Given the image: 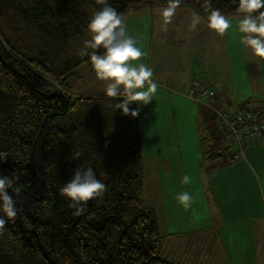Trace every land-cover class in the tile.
<instances>
[{
  "label": "trees",
  "instance_id": "1",
  "mask_svg": "<svg viewBox=\"0 0 264 264\" xmlns=\"http://www.w3.org/2000/svg\"><path fill=\"white\" fill-rule=\"evenodd\" d=\"M122 18L132 8L169 0H108ZM227 17L239 0H211ZM207 20L205 0H179ZM97 0H0V175L17 215L0 228V264H179L159 255L163 235L143 201L139 116L116 110L105 93L72 97L56 81L74 76L89 57ZM260 11H264L261 9ZM210 88V87H209ZM122 99V98H121ZM137 111L136 102L129 105ZM78 154V155H77ZM91 166L105 191L79 215L59 189L76 167Z\"/></svg>",
  "mask_w": 264,
  "mask_h": 264
},
{
  "label": "rangeland",
  "instance_id": "2",
  "mask_svg": "<svg viewBox=\"0 0 264 264\" xmlns=\"http://www.w3.org/2000/svg\"><path fill=\"white\" fill-rule=\"evenodd\" d=\"M134 9L137 8L130 9L123 17V22L127 26L129 35L137 39V46L141 47L142 51L147 53L145 57L141 58L140 62L145 63L148 67L153 66L155 62L151 54L152 51H150L152 46L148 44L147 48V37L137 31L139 29H145L146 31L149 29L151 22L148 21V18H145V16H142L140 20L141 16L135 14L130 15L129 13L134 11ZM141 9L142 10H139L138 8L136 13L145 11L143 8ZM145 13L150 14V11L147 10ZM154 13L155 10L152 14L155 29L158 28V26H160V28L167 26L164 22V18L160 17L157 19ZM199 15L201 16V14ZM241 17V13L231 14L230 17H226L230 21L231 27L222 35L205 27L206 24L202 22V24L199 25L202 29L201 34L200 36H196V41L193 45L195 50L193 52L187 50L185 52V58H180L179 53H183L184 51V48L181 47L175 54V57H177L176 60L174 59L175 57H173V59L177 62H189L191 58L196 55V60L193 59L195 66H203V64L206 63L207 66L210 65L212 67L217 63L218 67L220 66L219 72H214V75L219 79L220 77L226 79V75H228L236 82L232 83L237 85L238 89L245 90L244 92L249 89L252 90L253 88L260 90V92H264V71L261 70V65L258 61L250 60L251 57L249 54L252 53V58H254L253 52L251 51L248 53V51H245L246 49L243 48L245 45L241 43L242 34L239 33L237 29V24ZM177 21V23H180V27L189 26L188 18ZM203 21L206 20L203 19ZM199 26L197 28H199ZM210 42L212 43V48L218 45V53L210 49L208 45ZM199 43L200 49L197 48ZM227 48H229L232 53L227 52ZM166 57L167 55L164 54L159 58L158 62L160 63L162 59L164 63H167L168 60L166 61V59H164ZM216 59L217 61H215ZM226 60L228 69L222 70L221 66L226 63ZM252 67H255L256 71L253 70L252 72ZM156 68L160 70V68ZM153 70L154 68L152 69V80L158 87L156 93L152 97V101L147 105H141L139 102L136 103L142 139V157L144 165L143 194L145 201L153 204L156 208L154 209L157 214L159 229L162 233L165 231L164 228L168 230L184 226L189 221V216L191 215L189 210H186L185 213H181V210L178 208V200L174 198L173 201L172 197H170L174 189L168 188V190H166L163 185L162 176L165 175H162V173L164 171L170 174L181 173V171L171 164L170 167H165L164 159L166 158L167 160L168 155H170L173 158V162L178 163V161L181 160L185 168V174L191 177V175L194 176L197 172L210 173L216 169L207 162L208 158L210 159L209 161L215 159L214 155H216V149L214 142L208 135V129L206 127L208 122L203 118L201 113L197 112V107L192 105V109L188 110V106H185L183 110L181 101L174 98L171 92L172 86L175 88V85L162 75H157ZM56 83V86L60 90L67 91L72 97L101 94L105 93L106 89V82L96 77L93 68H91L88 63L80 65L74 76H70L66 81L58 80ZM234 91L236 92L235 89ZM233 93L234 92H232V95ZM207 99V96H203L200 101L205 103L208 101ZM243 149H245V147ZM241 152V149L235 146H229L227 148L228 154ZM259 155L260 154L255 155L251 161L250 168L249 189L247 192L248 207L246 209L248 213L247 221L249 230L244 229V232L248 233L249 231L251 243L248 252H245V258L242 257L243 259H239L238 262L237 259L233 257L235 255L230 253L229 250L231 248L228 249V246L225 245V241L230 234L229 230H225V240L222 238L225 234L224 232L221 234L216 232L221 223L219 218L211 219L210 224H208V226H211L210 228L215 230L216 235L218 233L216 245L221 249H216V256L210 253L211 245L207 246L210 251L207 249L204 250V252L202 251V258L197 255L195 259L193 257L186 258L182 255L183 253L177 254V256L174 257V255L171 254L172 250L168 251L162 249L160 245L159 255L161 257H165L179 264H264V229L261 227V221L264 219V171L260 170L254 162V159H257ZM217 159L218 161H223L224 157L220 155L217 156ZM225 161L227 163V160ZM230 163L231 162L228 161V164ZM177 182L180 183L181 180ZM200 189L201 192L197 193L198 196L194 197L193 191H191L193 195L190 194L193 197L192 204L195 203L196 200H199L198 205H200V210L210 209L211 211V205L213 207L218 205L222 209H225L224 215L228 217V219L234 215H238V203L230 199L232 195L231 188L224 186L222 192L215 194V200H212V202L209 200V192L204 187H200ZM165 193L167 195H165ZM227 200L230 202L228 203ZM197 214L198 212L195 211L193 215L195 216ZM233 225L234 227H232L231 231H238L235 230V222ZM213 234L214 232L211 236H213ZM243 239L245 244V238ZM205 254H211V256L205 257ZM247 257L249 258L247 259Z\"/></svg>",
  "mask_w": 264,
  "mask_h": 264
},
{
  "label": "crops",
  "instance_id": "3",
  "mask_svg": "<svg viewBox=\"0 0 264 264\" xmlns=\"http://www.w3.org/2000/svg\"><path fill=\"white\" fill-rule=\"evenodd\" d=\"M167 7L168 6L138 7L139 10H142L141 8H143L145 11L149 10L150 14L145 13V11H139L138 13H136V10L138 8L134 9V11L129 14L141 16L140 20L142 19V16H145V18H148V21L151 22L149 29H147L146 31L145 29L137 30L142 35H145V37H147V48L148 44H151L152 46L150 48V51H152L151 54L155 63L153 64V66L149 67H151L152 69L154 68L153 71L157 75H162L163 77L169 79L170 82L175 85V88H173V86L171 85V92L174 95V98L181 101L183 110L185 109V106H188V110L192 109V105L194 107L196 106L197 112L201 113L203 118L208 122V125H206V127L208 129L209 137L214 142L216 155H214L215 159L209 161L210 159L208 158L207 162L210 163V166H213V168L216 169L214 171H211L210 173L207 172L208 174L197 172V174H195L194 176L191 175L190 185L182 184L181 182L179 183L177 181L182 180V177L185 175L183 162L181 160L178 161V163L173 162L172 156L168 155L167 160L166 158L164 159L165 167L168 168L171 164L176 169L181 171V173L170 174L164 171L162 173V175H165L162 176L163 185L166 190H168V188L174 189L175 192L173 191V193L170 195L173 201L179 193L185 191L189 192L191 195H193L191 192L193 191V196L196 197L198 196L197 193L201 192L200 187H204L209 192V200L211 202L212 200H215V194H217L218 192H222V188L226 186L231 188L232 195L230 199H233L236 203H238L239 210L238 215H234L233 217L228 219V217L224 215L225 209H222L218 205L215 207L211 205L210 211V209L200 210V205H198L199 200H196L195 203L191 204V207H189L188 209H185L182 205L179 204L178 208L181 210V213H185L186 210H189V212H191L189 221L182 227L180 226L178 228H171L172 230H167L166 228H164L165 231L161 233L163 237L160 245L162 246V249L168 251L172 250L171 254L174 255V257H176L177 254L179 255L183 253L182 255L184 257H193L194 259L197 255L202 258V251L204 252V250L206 249L210 251L207 246L211 245L210 253L215 254L216 256V249H221L216 245L218 240V233H225V230H229L230 234L228 233L229 235L227 237V240L225 241V245L228 246V249L231 248L229 250L230 253L232 255H235L233 256L234 259H237V261L239 262V259H243L242 257L245 258V254L248 252L249 245L251 243L249 231L248 233L244 232V229L249 230L247 221L248 213L246 209L248 207L247 192L249 189L251 161L256 154H260L257 159H254V162L260 170L264 171V157H262L264 156V143L253 141L247 142V144L245 145V149L243 150V156H239L234 162L228 164V155L230 154L227 153V148L229 146H232V144L226 142L223 131L218 126L212 113L208 111L204 104L199 103L190 95V90L195 81H201L207 87L215 90V101L218 105L227 107L229 106L233 109L238 110L246 109L249 107H255L264 110V92H260V90H256L255 88H253L252 90L249 89L248 91L244 92L245 90L238 89V86L233 84L236 82L228 75H226V79H222L221 77L219 79L216 75H214V72H219L220 66L218 67L217 63L212 67L210 65L207 66L206 63H204L203 66H195L193 59H195L196 55L193 56L189 62L175 61L177 58L175 57V54L181 47L184 48V51L183 53H179L180 58H185V52L187 50H190L191 52L195 50V48H193L194 42L196 41L195 38L196 36H200L202 29L200 28V26L195 30L190 29V19H192V14L194 12L196 13L197 11L187 6H177L174 15L171 18V22L167 23V26H164L162 28L158 26V28L155 29L154 18L152 15L153 11L155 10L154 14H156L157 19L160 17L163 18L162 12ZM227 17H230V15ZM185 18L189 19V26L180 27V23H177V20L182 21L183 19L185 20ZM203 19L202 22H204V24H206L205 27H207V20L203 21ZM211 42L208 44L210 49H213L214 52L218 53V45H215L212 48ZM197 48L200 49V43ZM243 48H245V51H248V53L252 51L249 48ZM227 52L232 53L229 48H227ZM164 54L167 55V57L164 59H166V61L168 60V62L164 63L161 59L159 63V58ZM249 55L251 57H249L250 60L258 61V63L261 65V70L264 71V58H259L255 55L254 58H252V53ZM173 57H175V60L173 59ZM227 60L226 63L221 66L222 70L228 69ZM215 61H217V59ZM156 67L160 68V70ZM253 70L256 71L255 67H252V72ZM234 89L236 90V92L234 91ZM231 91L234 92L233 95ZM220 155L224 157L223 161H218L217 156ZM225 160H227V163ZM165 195L167 194L165 193ZM142 197L145 205L155 208L153 204L145 201L144 194L142 195ZM227 202L229 203L230 201L227 200ZM195 211H197L198 214L194 216L193 214L195 213ZM214 218H219V221H221V223L219 224V228L216 231L218 232L217 235L215 233V230L210 228L211 226H208V224H210L211 222V219ZM234 222L236 227L235 230L238 231H231L232 227H234ZM261 227L262 229H264V219H262L261 221ZM213 232L214 234L213 236H211ZM225 236L226 233L222 237L223 240H225ZM243 238H245V244ZM207 256L210 257L211 254H205V257ZM248 258L249 257H247V259Z\"/></svg>",
  "mask_w": 264,
  "mask_h": 264
},
{
  "label": "clouds",
  "instance_id": "4",
  "mask_svg": "<svg viewBox=\"0 0 264 264\" xmlns=\"http://www.w3.org/2000/svg\"><path fill=\"white\" fill-rule=\"evenodd\" d=\"M97 2L103 7L91 17L87 25L91 38L83 42L77 54L89 57L96 77L106 82L105 96L118 98L116 110L135 117L138 111H130L129 105L134 102L149 104L158 86L152 80V69L140 62L147 53L137 46V39L129 35L122 15L108 0ZM178 4L179 0H169V6L162 12L165 24L171 22ZM205 6L207 27L222 35L231 27L230 21L219 9L212 7L211 0H205ZM261 9H264V0H239L242 17L238 21L237 29L242 34L241 43L251 49L256 57L264 58V11H260ZM202 19L194 12L190 29L195 30L202 23ZM8 156L9 153L0 151V163L5 162ZM17 179L14 176L0 175V228L8 222L5 217L12 219L17 215V202L9 191H19L14 187ZM181 183L190 185L191 177L185 174ZM59 191L70 201L69 206L76 209L75 214L79 215L87 201L102 195L105 184L97 178L91 166H79L74 170L71 180ZM176 199L185 209L191 207L193 202V197L187 191L179 193Z\"/></svg>",
  "mask_w": 264,
  "mask_h": 264
},
{
  "label": "built area",
  "instance_id": "5",
  "mask_svg": "<svg viewBox=\"0 0 264 264\" xmlns=\"http://www.w3.org/2000/svg\"><path fill=\"white\" fill-rule=\"evenodd\" d=\"M190 95L199 103L204 104L208 111L214 115V119L223 131L226 142L241 149V153L228 155L230 162H234L239 156L243 155V148L247 142L264 143L263 109L249 107L238 110L220 106L215 101V90L207 87L201 81L194 82ZM203 96L208 97L206 103L200 101Z\"/></svg>",
  "mask_w": 264,
  "mask_h": 264
}]
</instances>
